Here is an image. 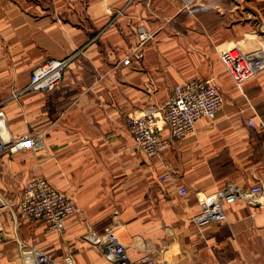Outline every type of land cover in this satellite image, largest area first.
<instances>
[{"label": "crops", "instance_id": "crops-1", "mask_svg": "<svg viewBox=\"0 0 264 264\" xmlns=\"http://www.w3.org/2000/svg\"><path fill=\"white\" fill-rule=\"evenodd\" d=\"M139 31L150 38L135 58ZM237 41L264 55V0H0V147L29 141L0 151V264H114L90 240L107 231L130 260L264 264V194L223 204V221H192L199 198L226 183L264 186V64L237 89L218 59ZM50 58L69 59L59 86L25 90ZM207 79L223 98L213 119L196 121L159 159L135 147L129 115L160 109L174 85ZM33 177L80 208L63 232L18 216Z\"/></svg>", "mask_w": 264, "mask_h": 264}, {"label": "built area", "instance_id": "built-area-1", "mask_svg": "<svg viewBox=\"0 0 264 264\" xmlns=\"http://www.w3.org/2000/svg\"><path fill=\"white\" fill-rule=\"evenodd\" d=\"M150 38L145 31L137 34V47L132 51V56H141L140 48ZM258 52L245 53L239 46L233 44L218 51V59L224 71L230 76L233 85L240 89L241 84L251 79L264 64ZM130 57L122 61L123 65L130 64ZM69 59L50 58L36 66L25 90L43 93L53 92L61 83L63 73L67 68ZM20 94L13 93L14 97ZM223 98L217 91L212 80H190L177 84L168 89L166 98L160 109H146L142 115H129L126 126L133 138L134 145L148 158L159 159L171 141L189 135L194 128V123L200 119H213L214 113L221 108ZM248 126H253V119L246 121ZM165 127L168 137L160 135ZM29 144L28 140L17 139L0 147V151L15 153ZM170 178L169 172H164L157 177L158 183H163ZM179 195L185 193L184 188L177 189ZM264 194V186L257 183L247 189L241 190L230 183L210 195L199 198L201 211L192 217L197 226L210 222L224 220L222 205L235 201L254 204ZM20 218L39 221L48 231L63 232L66 218L80 213L76 203L64 193L56 190L42 177H33L25 184L22 198L17 206ZM91 242L106 252L114 264H157L149 255H143L136 260L128 258L126 248L121 244L115 234L107 231L93 237ZM70 262V259H67ZM39 264H46L44 257H39Z\"/></svg>", "mask_w": 264, "mask_h": 264}, {"label": "rangeland", "instance_id": "rangeland-1", "mask_svg": "<svg viewBox=\"0 0 264 264\" xmlns=\"http://www.w3.org/2000/svg\"><path fill=\"white\" fill-rule=\"evenodd\" d=\"M255 34H256V33H255ZM255 36H256V35H255ZM261 40H262V39H261ZM233 44L239 46L240 48H242V50L245 49L244 46L247 45V44L251 45V47H254L253 44H250V43H247V42H244V41H237V42H235V43H233ZM233 44L230 43V44H228L227 46H225V48H227V47H229V46H232ZM243 51H244V50H243Z\"/></svg>", "mask_w": 264, "mask_h": 264}, {"label": "bare ground", "instance_id": "bare-ground-1", "mask_svg": "<svg viewBox=\"0 0 264 264\" xmlns=\"http://www.w3.org/2000/svg\"><path fill=\"white\" fill-rule=\"evenodd\" d=\"M242 49V48H241ZM259 56V55H258ZM263 59H264V55H262Z\"/></svg>", "mask_w": 264, "mask_h": 264}, {"label": "water", "instance_id": "water-1", "mask_svg": "<svg viewBox=\"0 0 264 264\" xmlns=\"http://www.w3.org/2000/svg\"><path fill=\"white\" fill-rule=\"evenodd\" d=\"M0 120H1V118H0Z\"/></svg>", "mask_w": 264, "mask_h": 264}]
</instances>
